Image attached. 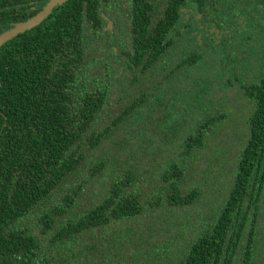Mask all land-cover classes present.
<instances>
[{
    "label": "trees",
    "instance_id": "1",
    "mask_svg": "<svg viewBox=\"0 0 264 264\" xmlns=\"http://www.w3.org/2000/svg\"><path fill=\"white\" fill-rule=\"evenodd\" d=\"M109 1L0 47V264H264V57L243 82L216 42L242 0Z\"/></svg>",
    "mask_w": 264,
    "mask_h": 264
},
{
    "label": "flooded vegetation",
    "instance_id": "2",
    "mask_svg": "<svg viewBox=\"0 0 264 264\" xmlns=\"http://www.w3.org/2000/svg\"><path fill=\"white\" fill-rule=\"evenodd\" d=\"M48 2L49 0H0V13H2L0 14V19H3L4 15L7 16L8 18L6 21L7 22L6 24L0 23V34L36 16L39 12H41L44 9V7L48 4ZM236 3H238V1ZM245 4H246V0H242L240 3V9H239L238 4H235L237 7V10L230 11V14L228 15V21L230 23H227V25H224L222 29H219V36H217L216 42L220 40L219 38L222 39V37L231 36V39H230L231 43L229 45V48H232L233 56H237L239 53H241V51L243 52V55L245 56V58L241 60L239 58V55H238V58L241 60L240 65L244 67L242 71V74H244L243 82L249 83V81L244 80V79L246 78L249 80L251 79V81L258 80L260 78V73H261V68H262V63H263L262 60L260 63L258 59L260 58L259 57L260 52H261V59L264 57V42H263V50H261V48L259 47V42H261V40L264 41V38H263L264 4L262 1H257L255 10H253L252 12L251 10L250 11L247 10ZM120 5L124 9L128 6V1L120 0L119 4L116 7L114 4H112L109 1L102 8V10L108 13L107 15L109 14L111 15V14H114L115 12H118L117 9ZM55 8L56 7H53L52 10H54ZM240 10H242V12ZM245 10L247 11L245 12ZM252 16L256 18V19L253 18V20L256 21L254 23L255 26L250 25ZM247 18H249V23H250L249 25L251 26L250 27L251 28V35H250L251 40L249 41L250 43L248 45L243 42V40L246 39L244 28L246 27V24H247ZM205 25H206L205 30H209V32L212 31V28L215 29V27L211 25V22H207L205 23ZM107 26L108 24L106 23V27ZM259 26H262L263 28L260 29ZM209 38L210 40L215 38V32H213V35H211ZM235 92L237 93V96H238V103H235L232 106H235V110L237 112H243V110L246 108L243 105H241V102L242 101L247 102V95L245 94L244 90L239 88L238 84H237V90H235ZM229 96H233V88L225 86V97H227L228 99ZM262 207L264 208V204L262 205Z\"/></svg>",
    "mask_w": 264,
    "mask_h": 264
},
{
    "label": "water",
    "instance_id": "3",
    "mask_svg": "<svg viewBox=\"0 0 264 264\" xmlns=\"http://www.w3.org/2000/svg\"><path fill=\"white\" fill-rule=\"evenodd\" d=\"M65 1L67 0H49L48 4L44 7V9L39 12L36 16L0 34V47L9 40L16 37L17 35L22 34L25 31L30 30L33 27L39 25L44 19H46V17L49 15L50 11L54 6Z\"/></svg>",
    "mask_w": 264,
    "mask_h": 264
},
{
    "label": "rangeland",
    "instance_id": "4",
    "mask_svg": "<svg viewBox=\"0 0 264 264\" xmlns=\"http://www.w3.org/2000/svg\"><path fill=\"white\" fill-rule=\"evenodd\" d=\"M264 237V230L261 231V237L259 238V244H263V242L261 241V239H263Z\"/></svg>",
    "mask_w": 264,
    "mask_h": 264
}]
</instances>
